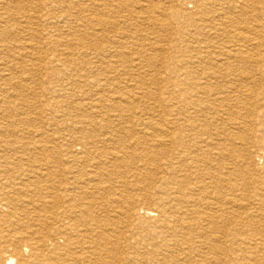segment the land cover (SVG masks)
<instances>
[{
	"label": "bare ground",
	"instance_id": "obj_1",
	"mask_svg": "<svg viewBox=\"0 0 264 264\" xmlns=\"http://www.w3.org/2000/svg\"><path fill=\"white\" fill-rule=\"evenodd\" d=\"M1 61L0 264H264V0H0Z\"/></svg>",
	"mask_w": 264,
	"mask_h": 264
},
{
	"label": "rangeland",
	"instance_id": "obj_2",
	"mask_svg": "<svg viewBox=\"0 0 264 264\" xmlns=\"http://www.w3.org/2000/svg\"><path fill=\"white\" fill-rule=\"evenodd\" d=\"M76 1V0H74ZM131 1H135V0H131ZM86 2V3H85ZM84 3L87 4L88 2L85 1ZM33 6H28L26 7V10L27 12L29 13V15H32L33 14V17L35 16H38V13L35 14V10H33ZM9 14V13H8ZM35 14V15H34ZM11 15V13H10ZM42 23V22H41ZM39 23L38 21L36 20H32V22L26 26V28L24 29V31L20 34H16V40L17 42H21V43H28L29 45L31 46H34V43H35V46H42L47 52H46V60H49L52 55L54 56H58L60 54H63L66 47L64 46L65 45V42H67L71 36L77 34L81 28H79L78 26H76L75 24H72V23H66V22H60L58 23L57 27H50V26H45L44 24H41ZM68 25V27H67ZM28 27V29H27ZM67 27V28H66ZM79 28V29H78ZM41 31H40V30ZM28 32H27V31ZM59 31V32H58ZM61 31V33H60ZM48 32V33H47ZM51 32V33H49ZM64 32V33H63ZM40 35H39V34ZM53 33V34H52ZM57 34V35H55ZM43 35V36H42ZM52 35V36H51ZM34 36V37H33ZM44 38V40H43ZM46 39V40H45ZM36 40V41H35ZM51 40H54L53 42H60L62 43V45L56 47L53 51H51V48H52V44H51ZM64 40V41H63ZM41 41V42H40ZM43 41V42H42ZM32 43V44H31ZM43 44V45H42ZM64 48V49H63ZM79 49H74V53L76 55H78V52ZM58 52V53H57ZM29 55H33V51L30 52L29 50ZM90 58V57H88ZM45 60V59H44ZM43 61V59H42ZM3 61L0 62V69L3 68ZM47 62V61H46ZM46 62H38V64H40L41 66H45L46 68L48 66H46ZM24 69V68H23ZM22 69V70H23ZM26 70V69H24ZM46 71H41V76L40 75H35V73L31 70H28L27 74L30 75V77H33L34 80L32 81H29L27 82V84L30 86V87H35V84H34V81L37 79V78H41L42 81H44V84L41 85L42 88H46L48 85H52L53 83L51 81H49V83H47L45 77H46ZM80 86H83L81 82H78ZM0 84H1V81H0ZM148 84V82L146 83ZM119 86L123 87V84L122 83H119ZM148 86H152L151 89L153 91H155L156 93L159 91V90H165V84L164 83H157V84H154V85H150L148 84ZM156 89V90H155ZM49 96L46 94L44 98L40 99L41 101H45L48 100ZM64 98H66L65 101L69 102V103H74L75 102V99H69L67 96ZM49 101V100H48ZM77 102V101H76ZM30 103L34 104L36 107V111H32L29 113L28 115V118L30 120V125H29V129H31V131L33 132H41L42 135L45 137V138H50V137H56L57 134H56V131H55V127H53L51 124H53L51 121H49V113H50V106L49 104H52V102H47V103H42L40 105H38V98L36 99H31L30 100ZM38 105V106H37ZM38 107V108H37ZM76 108H74L72 111H71V115H81L82 111H78V110H75ZM38 111L44 113L42 115V117H39L38 116ZM57 116H60V115H57ZM59 121L61 119V117H56ZM68 117L65 118V121L67 124H69V120L67 119ZM37 119V120H36ZM42 124V127H40ZM50 125V126H49ZM41 130V131H40ZM53 132V133H52ZM259 159L256 158V163L259 164ZM261 164V162H260ZM259 164V166H260ZM264 226V224H263ZM179 257V261L182 262V260L184 259V256H178ZM239 259V258H238ZM237 263L238 264H251V263H246V262H241L239 260H237Z\"/></svg>",
	"mask_w": 264,
	"mask_h": 264
}]
</instances>
